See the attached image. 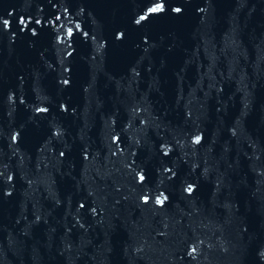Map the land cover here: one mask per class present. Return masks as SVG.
<instances>
[{
	"label": "water",
	"instance_id": "obj_1",
	"mask_svg": "<svg viewBox=\"0 0 264 264\" xmlns=\"http://www.w3.org/2000/svg\"><path fill=\"white\" fill-rule=\"evenodd\" d=\"M0 264H264V0H0Z\"/></svg>",
	"mask_w": 264,
	"mask_h": 264
}]
</instances>
